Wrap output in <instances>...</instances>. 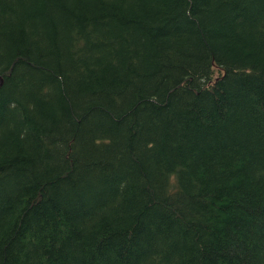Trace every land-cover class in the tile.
Here are the masks:
<instances>
[{"label": "trees", "instance_id": "16d2710c", "mask_svg": "<svg viewBox=\"0 0 264 264\" xmlns=\"http://www.w3.org/2000/svg\"><path fill=\"white\" fill-rule=\"evenodd\" d=\"M0 264H264V0H0Z\"/></svg>", "mask_w": 264, "mask_h": 264}]
</instances>
